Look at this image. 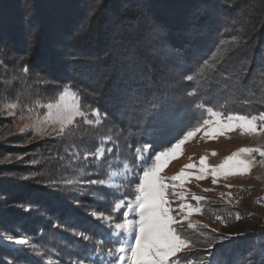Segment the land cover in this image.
<instances>
[{"label":"trees","instance_id":"16d2710c","mask_svg":"<svg viewBox=\"0 0 264 264\" xmlns=\"http://www.w3.org/2000/svg\"><path fill=\"white\" fill-rule=\"evenodd\" d=\"M65 89L102 122L86 129L80 118L54 141L11 128L8 99L20 114ZM208 107L264 113V0H0V240L30 241L0 244V264L109 259L118 245L102 233L111 226L88 209L114 212L113 191L97 199L87 181L139 164L147 153L137 148L170 147ZM103 144L114 150L106 164L85 159ZM219 236L198 264H229L234 243L264 264V231Z\"/></svg>","mask_w":264,"mask_h":264},{"label":"snow or ice","instance_id":"6c2138e0","mask_svg":"<svg viewBox=\"0 0 264 264\" xmlns=\"http://www.w3.org/2000/svg\"><path fill=\"white\" fill-rule=\"evenodd\" d=\"M207 65V62H204ZM210 67V66H209ZM27 71V68H25ZM188 81L193 80L192 75L187 76ZM15 107V105H13ZM197 107H203L198 105ZM48 120L58 123L60 131H64L68 126L73 125L77 117L84 118L85 112L81 111L77 94L68 89L63 90L55 103L47 104ZM207 118H204L191 130L183 135L182 139L172 143L170 147H165L163 151L153 153L151 147L137 148V152H146L147 155L140 160L139 170H134L133 174L128 177L134 185V199H120L115 203L118 214L122 217L123 222H116L112 227H106L102 235L111 238L115 236V240L111 241L115 245L113 251L107 252L109 259L99 260L98 264H180L181 253H187L191 249V241L184 238L181 234L182 225L187 221L193 211L200 212L201 208L194 207L191 203L178 202V206L173 208V202L168 199L169 191L183 201L186 198L184 191L176 192V181L180 182L181 187L186 177L195 175L197 180L204 179L208 174L212 176V183L217 182L218 176L228 177L235 174L247 173L256 160L254 153H258L264 158V146L261 147H240L231 155L226 156L223 161L215 166L206 163V157L201 156L198 166L195 162L184 165L180 171L171 176L162 175L163 169L167 166L169 159L181 151L182 146L190 138L197 133H203L205 137H216L224 135L236 129L243 133H257L258 130L264 132V113L257 115L246 114H227L213 110L212 107L206 109ZM96 116V124H100V113L96 110L92 113ZM154 110L150 115H155ZM91 125L92 120H86ZM111 143V137L106 138ZM103 143V141H101ZM114 150L104 147H98L94 156H85V159L95 160L97 157L103 158L105 152L112 153ZM215 154V153H214ZM264 163V159L260 161ZM128 168L127 165L124 166ZM198 172L187 171L188 169H196ZM113 176L116 173H112ZM166 181L173 183L169 184ZM88 185L105 186V180H89ZM109 188H119V184L108 185ZM231 188V185H228ZM210 191V189H204ZM113 195H121L119 192ZM232 195L231 192L228 193ZM195 201L200 202L205 199L203 196L194 195ZM126 207V211H121ZM175 212V215L173 214ZM133 218H129V216ZM135 217H138L135 218ZM177 217H180L177 219ZM237 215V219H239ZM97 220H103V216H97ZM219 219V218H218ZM111 220V217L109 218ZM113 227L114 230L113 231ZM189 228H195L196 225L189 223ZM82 240L88 241L90 237L81 236ZM231 239V236L228 237ZM221 237V241H223ZM8 240L21 246L27 245L29 241L25 239ZM103 251V246H100ZM95 251V249H93ZM87 257L79 259L77 264H85ZM185 264H192L191 259L185 257Z\"/></svg>","mask_w":264,"mask_h":264},{"label":"rangeland","instance_id":"374dc122","mask_svg":"<svg viewBox=\"0 0 264 264\" xmlns=\"http://www.w3.org/2000/svg\"><path fill=\"white\" fill-rule=\"evenodd\" d=\"M58 97L59 96L52 101H37V103L33 104L32 108L27 107L25 109H20V114L13 111L17 105L8 99V101L5 102L4 107L7 114L14 115L11 128L21 133L32 132V134H35L36 140H58V137L56 136L66 132L71 126H68L61 132L58 123L48 120L47 104L55 103L58 100ZM77 99L81 108V99L78 95ZM13 105H15V107H13ZM96 110L99 109H94L89 114L85 113V117L82 118V120H85L86 129L94 128L97 125L96 116L92 114ZM81 111H83L82 108ZM99 113L100 121L102 122L104 115L101 110H99ZM79 119L80 117H77L74 124L79 121ZM86 120H92L93 123L89 125L86 123ZM182 138L183 136L180 139ZM261 146H264V132L259 130L257 133L253 134L243 133L241 130L236 129L224 135H218L211 138L205 137L202 132L197 133L194 137L185 142L181 151L177 152L174 157L169 159L167 166L163 169L162 175L171 177L177 174L184 165L189 163L195 162L198 166L201 156L207 158L206 163L208 165L215 166L220 164L226 156L231 155L232 152L240 147ZM100 147H104V144ZM94 155L95 153L92 152L91 156ZM253 155H255L256 160L253 162L252 167L247 173L230 175L228 177L222 175L218 176L215 184L212 183L213 178L210 174L202 180H197L195 175L186 177L182 187L179 181L175 182L177 185L175 191H184L187 195L185 200L179 201V198L173 195L170 190L168 199L173 202V208L178 206V202L191 203L194 207L198 206L201 208L200 212L193 211L188 220L184 221L182 225L181 234L184 238L191 241L192 247L187 253L179 254L180 264H185V257L191 259L192 263L194 262L193 264H198L197 262L206 258L205 250L214 245V242L220 237L219 233L224 236H236L240 234H257L264 231V163L260 162L264 158H261L258 153H254ZM144 156L145 155L140 156L139 163ZM111 157L112 156L109 153L108 155L105 153L103 158H96L97 164H99L101 160L103 161L102 164H106ZM125 165H127L128 168H125ZM125 165L123 166L124 169L117 172L115 176L112 175L109 177L107 174L104 175L103 180H105V186L92 185L89 189V192L96 194L97 199L103 197L107 200L111 199L112 196L110 194H103L101 192L103 187L110 189L113 193L121 192L123 196L118 197L117 195V197L114 198V195L111 200L114 204L113 210L115 203L118 202V200L134 199L133 194L135 185L130 179H128V177L133 174L134 170H139V164H136L135 166L132 164ZM99 171V167H95V174L99 173ZM187 171L198 172V167L196 169H188ZM166 183L171 184L173 182L166 181ZM111 184H119L120 187L116 189L109 188L108 185ZM228 185H231L232 187L229 188ZM204 189H210V191L206 192ZM229 192L232 193L231 196L228 195ZM194 195L203 196L205 199L197 202L192 198ZM108 203L110 204V201ZM126 210L125 207L121 211ZM111 211V204L108 207L105 205L93 204L88 209V212L93 214V219L102 215L103 220L100 221H103L111 227L116 222H123L117 209L114 212ZM173 214L175 215V212ZM237 215H239V219H237ZM110 217L111 220H109ZM129 218H133L131 214ZM135 218L138 219V217ZM179 218L180 217H177V219ZM189 223L196 225V227L189 228ZM17 239H25L29 241L24 237L12 238L13 241ZM10 242L11 241L8 240V237L0 240V244L11 245ZM29 244L30 241L27 245L23 246H28ZM99 245H103V243L100 242ZM19 246L21 245L13 243V247ZM229 248L231 249V253L228 255V258L232 259L229 264H251L249 261L250 257L247 255L249 253L241 252L239 247H236L235 243L230 245L228 249ZM67 250L70 252L71 247H67ZM111 251H113V249ZM45 255L50 256L49 254ZM57 259L58 262H60L59 264H66L63 261L64 258L60 257ZM57 259H48L44 260V262L45 264H51Z\"/></svg>","mask_w":264,"mask_h":264},{"label":"water","instance_id":"95a60500","mask_svg":"<svg viewBox=\"0 0 264 264\" xmlns=\"http://www.w3.org/2000/svg\"><path fill=\"white\" fill-rule=\"evenodd\" d=\"M10 244L13 246V243L12 242H10Z\"/></svg>","mask_w":264,"mask_h":264}]
</instances>
